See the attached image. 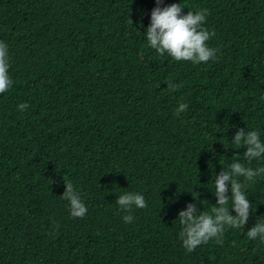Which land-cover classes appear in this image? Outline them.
<instances>
[{"label": "trees", "instance_id": "1", "mask_svg": "<svg viewBox=\"0 0 264 264\" xmlns=\"http://www.w3.org/2000/svg\"><path fill=\"white\" fill-rule=\"evenodd\" d=\"M174 3L182 15L207 9L217 60L152 49L156 0H0L12 80L0 94V264H264V242L247 237L264 222V174L238 178L252 210L222 245L188 252L178 219L189 203L211 211L215 177L237 159L264 167L232 143L239 129L264 142V0L160 7ZM65 182L87 207L83 218L70 215ZM125 193L147 207L121 210Z\"/></svg>", "mask_w": 264, "mask_h": 264}, {"label": "clouds", "instance_id": "2", "mask_svg": "<svg viewBox=\"0 0 264 264\" xmlns=\"http://www.w3.org/2000/svg\"><path fill=\"white\" fill-rule=\"evenodd\" d=\"M162 3L163 0H156L157 7L151 12V23L146 31L150 47L159 55L167 54L175 61H191L194 64H200L207 63L209 60H217L219 57L216 53L219 50L207 45L215 33L203 27L208 15L207 9H200L196 12L189 10L187 14L182 15L184 6L181 3L161 8ZM8 69V46L0 42V94L8 91L12 85ZM165 82L171 91H176L182 86L171 81ZM187 107L186 104H180L177 111L184 112ZM27 108V104L18 105L20 111ZM232 143L237 148L246 147L244 158L249 163L264 157V142L261 141L257 131L245 132L239 129ZM262 174H264V167L256 169L246 167L238 162V159L229 166V170L223 169L214 180L213 194L216 197V204L210 212L201 211L196 203H189L186 210L179 212L178 219L182 226L179 236L183 247L188 252H192L198 246L213 239L217 244L222 245L227 228H244L249 220L252 204L243 190L248 185L239 182L238 178L243 177L248 182H254V179ZM228 182H230V196L227 195ZM65 184L66 190L63 197L69 201L70 215L73 218H83L88 211L87 207L73 184L70 182H65ZM197 196L198 194L195 193L193 198L196 199ZM116 202L120 209L126 212H131L133 207L138 209L147 207L144 196L138 193H125L119 196ZM229 202H231L230 206ZM230 208L235 211V215L230 214ZM123 219L126 223H130L133 216L125 215ZM247 237L250 240L259 238L264 242V222H257L247 231Z\"/></svg>", "mask_w": 264, "mask_h": 264}]
</instances>
